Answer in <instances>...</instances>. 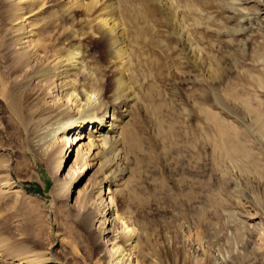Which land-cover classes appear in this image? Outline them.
Here are the masks:
<instances>
[{
	"label": "rangeland",
	"instance_id": "374dc122",
	"mask_svg": "<svg viewBox=\"0 0 264 264\" xmlns=\"http://www.w3.org/2000/svg\"><path fill=\"white\" fill-rule=\"evenodd\" d=\"M17 1L0 0L1 74L9 64L3 36L24 20L35 33L73 32V67L107 86L114 63L90 28L96 21L85 14L88 0ZM167 1L111 0L104 9L119 17L130 42V88L121 96L132 121L119 140L125 106L113 105L106 120L113 113L115 128L100 131L117 138L99 159L112 168L105 203L111 217L133 228L131 239L115 243L121 245L111 264H264V0ZM5 105L0 96V183L11 166L17 186L0 193V264L40 258L49 248L53 261L44 264H101L95 231L75 200L90 189L93 169L61 197L64 183L49 158L60 132L17 122ZM90 126L81 129L85 144L102 137L97 124ZM72 148L60 174L75 158ZM105 203H92L100 209L96 219Z\"/></svg>",
	"mask_w": 264,
	"mask_h": 264
},
{
	"label": "bare ground",
	"instance_id": "6f19581e",
	"mask_svg": "<svg viewBox=\"0 0 264 264\" xmlns=\"http://www.w3.org/2000/svg\"><path fill=\"white\" fill-rule=\"evenodd\" d=\"M78 1L80 0H73V4L77 5ZM140 1L148 4L152 0ZM165 1L166 3L168 2L167 0ZM17 4H22V2L18 0ZM98 4L99 0H88L83 4V8L89 23L96 21H94L96 26L91 24L90 28H96L94 33L99 34V38L107 49V54L114 63V72L106 87L99 77L84 76L83 74L79 76L81 74V72H78L81 70L80 66L73 67L74 55L78 52L76 48L71 46V42L74 39L73 32L60 31L59 33L56 32L57 34H49L43 31L35 33L33 28H29L28 25L23 23V20L21 26L6 32L3 36L9 64L5 66L6 74H1L0 72V96L6 101L5 106L12 112L17 122L34 125L33 128L35 129L38 125L49 124L51 125L52 133L60 132L59 136L56 137L58 143L54 149L52 148L49 158L53 161L54 173L59 175V180L64 183L58 192L61 197H69L76 185L74 180L93 169L96 177L94 180L90 179V189L82 194L76 192L77 211L82 221L95 231L96 239H98L96 240V245L99 247V250L95 251L98 262L111 264L116 258L118 247L121 245L115 247V243H125L131 239L130 231L133 228L129 227V224H124V220L121 221L120 219L118 221L119 218L111 217L113 206L108 202L105 203L109 193L112 192L109 189L113 179L111 174H109L112 168L106 163L108 162L107 160L101 161L99 159L101 158L100 156H105V148L108 149L113 146L117 138L111 137V135L106 137V132L100 133V131L102 127L110 126L109 130L111 129L112 131L115 128L116 117L113 113L111 120H106L108 110L111 107L114 109L113 105L120 104L121 108L125 106L121 112L120 123L117 124L119 127V134H117L119 135V140L126 132L124 126L132 121V115L126 112L129 105L127 95L121 96L122 91H127L130 88L128 82L130 76L126 73L130 69V59L127 52L130 42L125 40L126 31L119 22L120 20H117L119 17L116 19V17L106 16L104 9L109 4H112L111 0ZM260 5L264 10V2L261 1ZM20 7L23 6L21 5ZM109 11L112 12V10H108L107 13ZM19 18L22 19V15H17L15 19ZM42 23L44 25L47 22ZM76 37L78 38V36ZM46 41H52L53 43L50 44ZM66 60L70 61L67 64H62ZM82 60L86 64L87 60L84 56ZM60 66H63V68H59ZM68 66L78 76L67 78L70 77L67 72L70 70ZM82 70H86V68H82ZM6 76L7 79H4ZM61 78L63 80H60ZM97 95L101 101H99L100 103L98 102V105ZM29 103H32V106L27 110ZM108 121H110L109 124L104 125ZM92 124H97L96 127H99L96 130L97 132L99 131L96 137H99V135L102 137L100 139H89L85 144L81 141V138H84L81 129L85 127L91 128L90 125ZM74 129L77 130L75 133L70 136L66 135L67 132ZM223 135L227 136L226 134ZM74 146H76L75 158L65 172L72 171L73 175L69 181H66L64 179L65 173L60 174L59 170L66 155L71 152ZM12 170L11 166H7L3 171L5 177L0 183L1 194L11 192L17 186L16 184L14 185L15 180H13L11 175ZM105 188H108L109 192L106 193ZM92 203L97 204V209L98 205L105 203V206L101 208L103 211L101 218L96 219L100 209L99 211L96 210L98 211L96 212V207L92 206ZM106 206L107 208H105ZM95 222L99 223L97 227L94 226ZM115 232L116 234H113ZM117 234L122 237L120 240H115ZM109 245L111 246L109 247ZM45 254L40 258L18 259L17 264L23 262L27 264L52 262L51 248ZM114 264H118V260L114 261Z\"/></svg>",
	"mask_w": 264,
	"mask_h": 264
}]
</instances>
